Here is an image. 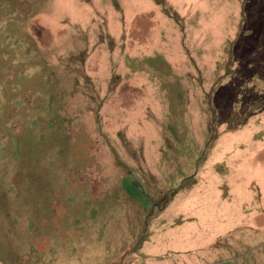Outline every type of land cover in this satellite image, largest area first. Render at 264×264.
<instances>
[{
    "label": "rangeland",
    "instance_id": "obj_1",
    "mask_svg": "<svg viewBox=\"0 0 264 264\" xmlns=\"http://www.w3.org/2000/svg\"><path fill=\"white\" fill-rule=\"evenodd\" d=\"M0 264H264V0H0Z\"/></svg>",
    "mask_w": 264,
    "mask_h": 264
},
{
    "label": "trees",
    "instance_id": "obj_2",
    "mask_svg": "<svg viewBox=\"0 0 264 264\" xmlns=\"http://www.w3.org/2000/svg\"><path fill=\"white\" fill-rule=\"evenodd\" d=\"M55 124V123H54ZM50 127L52 126L53 127V124H50L49 125ZM57 127L56 125H54V128ZM58 128V127H57ZM58 131L61 133L62 136L64 137H67L68 138V135H66L65 133H63V128L61 126V128L58 129ZM28 179L30 182L34 181L28 174H24L23 172L20 173V176H19V179ZM18 179V180H19ZM37 182L36 180L34 181V183ZM30 184V183H29ZM43 184V183H42Z\"/></svg>",
    "mask_w": 264,
    "mask_h": 264
}]
</instances>
